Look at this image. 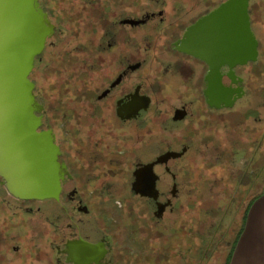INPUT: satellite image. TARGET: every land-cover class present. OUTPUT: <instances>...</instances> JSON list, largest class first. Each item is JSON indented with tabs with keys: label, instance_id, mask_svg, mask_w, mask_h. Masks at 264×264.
<instances>
[{
	"label": "flooded vegetation",
	"instance_id": "af4514ba",
	"mask_svg": "<svg viewBox=\"0 0 264 264\" xmlns=\"http://www.w3.org/2000/svg\"><path fill=\"white\" fill-rule=\"evenodd\" d=\"M228 1L36 0L49 33L28 80L46 139L31 152L48 158L30 166L56 182L20 197L0 165V264L204 263L217 205L259 178L264 0L247 2L255 60L192 54L227 48L195 32Z\"/></svg>",
	"mask_w": 264,
	"mask_h": 264
},
{
	"label": "water",
	"instance_id": "95a60500",
	"mask_svg": "<svg viewBox=\"0 0 264 264\" xmlns=\"http://www.w3.org/2000/svg\"><path fill=\"white\" fill-rule=\"evenodd\" d=\"M247 2L230 0L196 27L202 44L227 43V48L213 46L192 54L209 63L213 60L217 66L220 62L234 65L255 60L257 42L250 29ZM231 12L239 16L232 17ZM48 33L36 0H0V165L9 190L20 197H42L40 188L48 184L54 188L56 182L53 176L44 178L42 171L30 166L32 161L48 158L31 152L44 148L46 138L36 134L39 119L34 112L41 107L28 80Z\"/></svg>",
	"mask_w": 264,
	"mask_h": 264
},
{
	"label": "rangeland",
	"instance_id": "374dc122",
	"mask_svg": "<svg viewBox=\"0 0 264 264\" xmlns=\"http://www.w3.org/2000/svg\"><path fill=\"white\" fill-rule=\"evenodd\" d=\"M258 27H255L256 33L258 34L260 40L261 55L264 57V21H258ZM261 83V82H260ZM254 98H250L248 101L249 106H253ZM259 118L262 120L259 123L260 130V144L258 155V165H259V178L257 186L251 187L248 182L245 183L239 190L238 193L228 196L226 200L220 202L217 206L222 208L219 214L215 218L217 221L218 238L220 239L218 243L213 244L208 252V257L203 264H225L227 256L231 250L232 244L242 226L245 210L251 201L252 197L258 195L262 190H264V107L258 110ZM257 161V155L255 157ZM245 162L239 160L237 162V167L243 168ZM251 182V180H250ZM196 260L197 256L195 255ZM194 260V258H193ZM196 260L194 263H196ZM178 264V262L176 263Z\"/></svg>",
	"mask_w": 264,
	"mask_h": 264
},
{
	"label": "crops",
	"instance_id": "0c3cea01",
	"mask_svg": "<svg viewBox=\"0 0 264 264\" xmlns=\"http://www.w3.org/2000/svg\"><path fill=\"white\" fill-rule=\"evenodd\" d=\"M225 264H264V190L249 204Z\"/></svg>",
	"mask_w": 264,
	"mask_h": 264
},
{
	"label": "trees",
	"instance_id": "16d2710c",
	"mask_svg": "<svg viewBox=\"0 0 264 264\" xmlns=\"http://www.w3.org/2000/svg\"><path fill=\"white\" fill-rule=\"evenodd\" d=\"M256 196H257V195H256ZM256 196L252 197V199H251V201L249 202V204L252 202V200H253ZM249 204H248V206H249ZM248 206H247V208H248ZM247 208H246V210H245V214H246ZM245 214H244V218H245ZM244 218H243V220H244ZM239 231H240V230H239ZM238 234H239V232H238ZM238 234H237V236H238ZM237 236H236V238H237ZM236 238H235V239H236ZM232 245H233V244H232ZM231 249H232V247H231Z\"/></svg>",
	"mask_w": 264,
	"mask_h": 264
}]
</instances>
